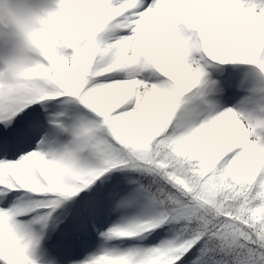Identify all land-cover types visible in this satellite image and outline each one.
<instances>
[{
  "label": "snow or ice",
  "instance_id": "6c2138e0",
  "mask_svg": "<svg viewBox=\"0 0 264 264\" xmlns=\"http://www.w3.org/2000/svg\"><path fill=\"white\" fill-rule=\"evenodd\" d=\"M0 264H264V0H0Z\"/></svg>",
  "mask_w": 264,
  "mask_h": 264
}]
</instances>
